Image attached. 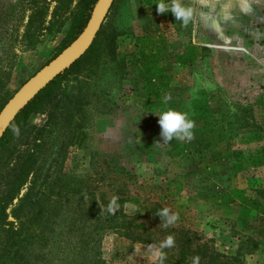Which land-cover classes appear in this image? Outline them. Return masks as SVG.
<instances>
[{"label": "rangeland", "instance_id": "rangeland-1", "mask_svg": "<svg viewBox=\"0 0 264 264\" xmlns=\"http://www.w3.org/2000/svg\"><path fill=\"white\" fill-rule=\"evenodd\" d=\"M30 1L0 0V111L55 53L75 3L36 0L47 11L30 23ZM159 2L112 0L99 39H112L115 59L102 54L90 76L97 103L64 169L82 176L90 173L92 152L113 153L119 166L104 169L98 190L106 198L127 195L119 209L138 215L134 223L155 235L163 225L153 212L159 203L179 214L171 226L194 231L198 243L226 255L234 254L236 233L260 236L242 260L264 264V0H182L194 13L186 27L171 12L159 14ZM55 5L61 7L52 16ZM234 102L249 105L251 114L236 130L228 128ZM169 109L195 121L191 141L163 143L157 114ZM149 244L108 230L100 255L104 264H150Z\"/></svg>", "mask_w": 264, "mask_h": 264}, {"label": "trees", "instance_id": "trees-1", "mask_svg": "<svg viewBox=\"0 0 264 264\" xmlns=\"http://www.w3.org/2000/svg\"><path fill=\"white\" fill-rule=\"evenodd\" d=\"M60 1L67 8L71 0ZM96 1L75 0L67 32L52 57L81 34ZM30 2L28 21L42 22L47 3ZM60 7L55 5L51 15ZM101 26L79 57L27 97L0 136V264H104L100 241L108 230L156 245L173 235L175 247L164 250V264H192L194 256L200 257V264H243L242 256L258 248L260 236L236 233L234 254L226 255L198 243L188 228L159 225L154 235L144 223H134L138 215L109 210L113 198L119 207L128 200L123 192L106 198L98 190L104 169L119 166L113 153L92 152L90 173L85 175L65 171L67 151L86 127L87 110L97 103L90 76L99 71L102 54L115 59L112 39L105 44L99 39ZM35 115H43L40 124L30 122ZM230 116L228 128L248 126L250 106L234 102ZM153 207L155 215L163 209L159 203Z\"/></svg>", "mask_w": 264, "mask_h": 264}, {"label": "clouds", "instance_id": "clouds-1", "mask_svg": "<svg viewBox=\"0 0 264 264\" xmlns=\"http://www.w3.org/2000/svg\"><path fill=\"white\" fill-rule=\"evenodd\" d=\"M156 7L159 14L171 12L175 20L181 21L182 26L185 27L193 19V9L185 6L182 0H170V3H165V0H160V2L156 4ZM170 100L171 94H165L164 102L167 103ZM157 115L159 116L158 123L161 128L160 135L163 143L167 144L174 138L178 141H191L194 138L193 129L195 128V121L189 118L188 113L169 109ZM16 131L18 134V129ZM118 208L117 199L113 198L109 203V210ZM156 215L160 217L164 227L174 225L180 218L178 213L172 212L168 207L159 210ZM173 247H175L174 236L168 235L158 245L149 244L146 251L151 254L154 264H164L167 259V254L164 250ZM135 251L136 249H134V252ZM192 264H200V257L194 256L192 258Z\"/></svg>", "mask_w": 264, "mask_h": 264}, {"label": "water", "instance_id": "water-1", "mask_svg": "<svg viewBox=\"0 0 264 264\" xmlns=\"http://www.w3.org/2000/svg\"><path fill=\"white\" fill-rule=\"evenodd\" d=\"M112 0H97L81 34L63 50L32 73L9 97L0 111V136L29 95L44 85L58 71L79 57L90 45Z\"/></svg>", "mask_w": 264, "mask_h": 264}]
</instances>
